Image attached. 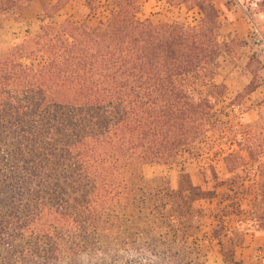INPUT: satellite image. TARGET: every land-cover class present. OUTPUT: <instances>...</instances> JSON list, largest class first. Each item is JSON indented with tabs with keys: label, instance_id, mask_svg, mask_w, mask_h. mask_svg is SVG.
Here are the masks:
<instances>
[{
	"label": "trees",
	"instance_id": "1",
	"mask_svg": "<svg viewBox=\"0 0 264 264\" xmlns=\"http://www.w3.org/2000/svg\"><path fill=\"white\" fill-rule=\"evenodd\" d=\"M32 1L0 0V16L20 21ZM143 1L114 0L96 27L58 21L62 0L44 4L39 31L0 50V264H82L85 253L121 264L127 249L151 253L154 264H208V213L223 264H245L236 252L247 231L224 221L243 214L239 175L213 173L207 191L185 172L177 189L143 174L224 129L236 147L224 157L228 174L258 163L252 210L264 231V115L239 129L217 109L228 93L217 82L221 59L235 58L242 43L223 33L213 0H157L198 9L193 24L138 21ZM221 186L224 206L196 207L219 198Z\"/></svg>",
	"mask_w": 264,
	"mask_h": 264
},
{
	"label": "rangeland",
	"instance_id": "2",
	"mask_svg": "<svg viewBox=\"0 0 264 264\" xmlns=\"http://www.w3.org/2000/svg\"><path fill=\"white\" fill-rule=\"evenodd\" d=\"M59 0H35L28 4L23 18L20 21L0 16V50L6 51L15 40L27 35H35L39 31V16L43 12V5L53 6ZM87 0H62L63 8L56 13L58 21L66 19L78 23L86 22L92 27L106 22L110 12L114 10V0H93L87 4ZM219 11L222 22V31L231 36L237 42L242 43L239 54L233 58H222L218 83L225 84L228 93L225 99L217 105L220 121L230 127L244 129L248 123L258 119L259 113L264 115V54L261 45L264 42V0L260 3V12L246 15L241 10L231 6L226 0H213ZM181 18L186 23L193 24L201 18L198 9H186V7L173 8L164 2L157 0L143 1L141 11L137 15L138 21L149 20L155 24L167 22L174 18ZM252 60V65L247 64ZM255 89V93L247 92L245 96L236 101V109L229 108V103L237 94L244 91L246 86ZM243 110L245 113L242 112ZM224 134H214L205 142L198 143L189 151L182 152L178 161L172 165H146L143 174L147 179L166 177L174 189L178 188L180 175L188 173L196 185L204 190H213V173L218 181L232 180L235 175L240 176L244 182V189L240 194V203L243 214L240 216L230 215L224 219L227 227H241L246 230V235H260L256 221L258 217L253 213L252 204L257 197L260 182L255 168L257 162L248 160L245 169L239 170L234 175L228 174L224 166V157L236 147L232 145V136L227 130ZM264 170V168H263ZM227 187H218L220 197L214 200H203L196 203L197 208L207 210L218 209L222 195L228 193ZM202 245L208 254V264H223L217 242L213 239V232L218 228V220L213 214L208 213L204 218ZM255 244V246H254ZM237 258L245 264H264V242L262 240L249 241L237 249Z\"/></svg>",
	"mask_w": 264,
	"mask_h": 264
},
{
	"label": "clouds",
	"instance_id": "3",
	"mask_svg": "<svg viewBox=\"0 0 264 264\" xmlns=\"http://www.w3.org/2000/svg\"><path fill=\"white\" fill-rule=\"evenodd\" d=\"M122 257L121 264H154V257L151 253L143 250L127 249L121 250ZM104 258L103 253H97L95 257L84 254L82 257V264H98Z\"/></svg>",
	"mask_w": 264,
	"mask_h": 264
},
{
	"label": "built area",
	"instance_id": "4",
	"mask_svg": "<svg viewBox=\"0 0 264 264\" xmlns=\"http://www.w3.org/2000/svg\"><path fill=\"white\" fill-rule=\"evenodd\" d=\"M231 4V6L237 10H241L246 15L250 16L252 13L257 14L260 12V3L261 0H226ZM263 48V54H264V42L261 45Z\"/></svg>",
	"mask_w": 264,
	"mask_h": 264
},
{
	"label": "crops",
	"instance_id": "5",
	"mask_svg": "<svg viewBox=\"0 0 264 264\" xmlns=\"http://www.w3.org/2000/svg\"><path fill=\"white\" fill-rule=\"evenodd\" d=\"M255 93V92H253ZM258 240H262L264 242V233L260 234V235H246V242H245V246L249 245V241H258ZM255 246V244H254Z\"/></svg>",
	"mask_w": 264,
	"mask_h": 264
}]
</instances>
